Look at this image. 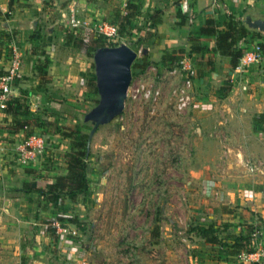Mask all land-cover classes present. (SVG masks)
<instances>
[{
  "label": "rangeland",
  "instance_id": "374dc122",
  "mask_svg": "<svg viewBox=\"0 0 264 264\" xmlns=\"http://www.w3.org/2000/svg\"><path fill=\"white\" fill-rule=\"evenodd\" d=\"M72 1L47 0L48 13L35 15L24 3L14 7L15 0L3 8L0 68L15 46L31 64L28 88L43 85L50 104L34 109L36 118L29 119L32 130L45 137L42 154L31 164L14 162V153H7L8 162L0 159L1 175L10 177V167L15 172L8 180L1 178L0 199L9 201L0 211V264H205L208 249L206 264H240L239 252L230 248L233 236L243 235L248 241L242 251L264 253V160L220 156L238 143L230 130L237 122L264 118L242 111L264 93V62L258 69L247 68L245 75L219 68L203 76L197 69L192 101L178 110L172 90L180 78L168 69L185 49L173 51L175 58L170 55L166 61H161L164 54L155 61L146 53L149 65L131 73L129 87L144 83L159 90V100L128 94L122 112L98 126L87 147L92 125L82 116L96 105L98 94L84 40L99 38L106 46L124 42L138 59L145 49H157V31L150 16L138 18L128 11L113 19V30L99 31L102 23L111 24V15L102 22L85 19L89 27L74 28L68 23L71 10H77ZM56 3L66 9L59 11ZM261 40L263 33L242 42ZM48 52L57 62L53 75L45 70ZM20 91L18 110L29 111L26 90ZM70 164L76 171L84 165L85 191H50L47 184L67 176ZM31 182L36 189L29 194L25 189ZM14 197L27 206L14 207ZM200 224H216L222 241L211 244L196 236L193 228ZM243 263L264 264V255Z\"/></svg>",
  "mask_w": 264,
  "mask_h": 264
},
{
  "label": "crops",
  "instance_id": "0c3cea01",
  "mask_svg": "<svg viewBox=\"0 0 264 264\" xmlns=\"http://www.w3.org/2000/svg\"><path fill=\"white\" fill-rule=\"evenodd\" d=\"M57 1V0H53ZM61 1V0H58ZM75 1H78L79 4L75 3ZM221 3L220 7H213L211 4V0H190L191 8L195 13L194 22L192 25H190L187 21L183 22L182 18V11L180 10V2L181 0H73L72 3L76 5V12L78 13L79 17L81 16L84 19H92L94 17L97 21L102 22L103 18L106 16L108 17L111 15L110 19V25L107 23H102L101 25L99 22L100 29L99 31L106 32L108 28H113L114 18H117L118 16H122L125 12H131L135 13V16H150L155 10L161 9L162 14L158 20V22L155 25L156 28V38L155 39V48L153 52H151V49L149 48V52H147V55L149 56V59H153L155 61H159L162 57V54L164 53H171L176 50L185 49V53L189 54L193 65L196 68V74L197 69H201L203 72V76H207L209 73H212V70L215 69H223L224 72L230 73L232 76H235L239 72L235 71L234 68H232L229 64V60L227 57L219 55L218 52L215 51V36H199L197 34V30L200 26H202L205 21L208 18H212L216 24V27L221 30L224 27V22L227 20L229 15H233L236 18H242L245 14H250L252 16H262L264 15V0H219ZM9 0H5L3 2L2 6V12H0V25H5L4 22V13L5 10L3 8L7 5ZM47 2V0H15L14 7L20 5L21 3H24L25 7L28 9V11L32 14H36V11H43L44 9V3ZM56 8L59 9V11L63 12L65 6L62 4L56 3ZM74 9V8H72ZM111 9V12H108V10ZM81 11V12H79ZM26 12V11H25ZM45 12L48 13L46 10ZM81 14V15H80ZM119 14V15H118ZM139 14V15H138ZM50 19L53 20L54 16L51 14H47ZM33 22V20H32ZM36 20L34 21V25L36 27ZM52 28H49V32H51ZM39 36V35H38ZM37 39H39L37 37ZM264 42V40H261ZM192 45L198 46L201 48L200 51H192L191 47ZM239 46L245 48L246 43L239 42ZM49 46V45H48ZM52 46V45H51ZM53 49V48H52ZM51 53V54H50ZM53 52L47 53V60H49L48 68H45V70H48V73L50 75H53L54 73V66L57 63L56 59L52 58ZM1 63V62H0ZM31 63V62H30ZM31 64L29 63H23L22 66V74L20 78H22V81L19 83L20 90L24 89V98H26V106L27 110L20 111L18 110V107L16 110L13 111H0V127L3 130L4 137L0 139V159L8 162L7 160V153H14L15 159H12L14 162L17 163L22 162L17 154H16V146L21 141L22 137L26 134V130L24 129L25 126L28 127V129H33L35 126L30 125L29 119L36 118V116L33 114V112L38 108H46L44 104H50L48 100V92L43 88V85H39V87L35 86V89H29L28 85V78L29 75V66ZM33 65V62H32ZM33 67V66H32ZM251 67H254L256 69L257 65H251ZM250 68V66L248 67ZM52 69V70H51ZM246 71L242 72V75H245ZM215 75V74H213ZM31 78H36L33 75L30 76ZM196 78V77H195ZM204 78L200 76L199 80H203ZM36 81V79H35ZM264 84V81H262ZM18 84V79H17ZM17 88L18 85H17ZM231 95V94H230ZM228 96L229 99L232 96ZM260 99L254 101V104L250 106H243L242 111L246 112L245 114L249 113V111H253L257 113V115H260L261 117H264V93L259 96ZM257 97V98H259ZM45 99V101H44ZM243 105V104H242ZM249 107V108H248ZM35 109V110H34ZM39 112V111H38ZM233 112V111H232ZM27 119V120H26ZM7 121V124L6 122ZM9 126H6L8 125ZM28 124V125H25ZM3 125H5L3 127ZM23 126V127H22ZM231 136L236 139V144L228 145L227 151H224V154H221L220 156L224 159L225 154H230L232 157H238V160L247 158L252 160H264V118L262 120L257 121H249L247 123H241L239 124L237 122V126H233L231 129ZM13 155V154H12ZM17 160V161H16ZM23 163V162H22ZM33 163V162H31ZM28 163V164H31ZM7 168H4L6 170ZM3 170V169H2ZM0 168V173H4ZM10 170V177L12 174H15L13 172L12 168H9ZM15 171V170H14ZM1 178L8 180V178H5L4 175L0 174V185L3 181ZM25 182V181H24ZM27 183V182H26ZM3 186V185H2ZM36 189V186L34 182H31L30 189H25L26 191L30 190L29 194L32 193ZM24 192V191H22ZM4 200L0 199V211L3 207V205H7L8 201H6L7 197H2ZM11 203L14 207L16 205L19 206H27L24 203L20 205L18 203V198H10ZM4 210L9 212L8 208H5ZM1 213V212H0ZM2 215L0 214V217ZM210 249L207 250L206 254H203L205 257V264L208 262L207 258L210 257ZM238 255V254H237ZM239 256V255H238ZM263 257V256H262ZM232 258H235L234 256ZM235 260V259H233ZM236 261V260H235ZM238 262V261H237ZM240 264H244L242 261L239 260Z\"/></svg>",
  "mask_w": 264,
  "mask_h": 264
},
{
  "label": "built area",
  "instance_id": "2783aa9c",
  "mask_svg": "<svg viewBox=\"0 0 264 264\" xmlns=\"http://www.w3.org/2000/svg\"><path fill=\"white\" fill-rule=\"evenodd\" d=\"M3 0H0V9H2ZM213 7H220L219 0H211ZM180 10L186 16L187 22L192 25L195 13L191 8L190 0H181ZM85 19L80 18L76 10H71L68 23L74 28L89 27ZM113 30V28H112ZM109 35V34H108ZM262 41L253 42L245 46L242 56L237 60L234 70L242 73L251 65H259L264 62V50L261 46ZM24 60L21 53L15 46H11V52L7 54L6 66L0 68V111H8L10 108L20 106L21 91L17 88V79L22 74ZM168 74L180 78V83L173 88L175 95V106L178 110H183L189 106L192 101V90L194 78L196 77V68L192 63L189 54L184 53L179 56L168 69ZM137 93L141 94L143 100L156 103L160 98L159 90H154L139 83L135 89L129 87L127 95L136 98ZM27 132L16 146L18 158L25 164L31 163L37 156L42 154L46 146L45 137L32 129L24 128ZM4 137L3 130L0 129V139ZM223 249V248H222ZM242 262L258 261L264 255L262 251L248 252L240 251L238 253Z\"/></svg>",
  "mask_w": 264,
  "mask_h": 264
},
{
  "label": "trees",
  "instance_id": "16d2710c",
  "mask_svg": "<svg viewBox=\"0 0 264 264\" xmlns=\"http://www.w3.org/2000/svg\"><path fill=\"white\" fill-rule=\"evenodd\" d=\"M162 14L161 9L155 10L150 15V22L152 25L158 22L160 16ZM182 18H186V16L182 13ZM224 28L219 30L216 27V24L212 18H208L205 23L200 26L197 30V34L199 36H215V51L219 53V55L227 57L229 60V64L232 68L235 67L237 60L242 56L244 48L239 46L238 43L245 37L249 35L253 36H260L261 33L259 31L250 30L248 29L244 23L242 22V19L236 18L233 15H229L227 20L223 24ZM80 42V41H79ZM79 42L74 43L75 47H79ZM84 46L87 47L86 54L89 56L93 55V52L96 48L101 46H106L104 42H102L99 38L92 39L85 43L84 40ZM262 48H264V42L261 43ZM192 51H200L201 48L195 45H192L191 47ZM264 50V49H263ZM166 54V55H165ZM174 54L176 52L164 53L163 59L161 61H166L168 59V56L172 55V58L170 60L174 59ZM174 57V58H173ZM173 61V60H172ZM171 61V64H172ZM170 64V65H171ZM149 65V61L146 58V54H144L142 57L135 59L132 66H131V73L133 74L134 71L143 70ZM168 65V67L170 66ZM16 108H10L8 111L16 110ZM6 111V112H8ZM28 125V124H25ZM23 127V126H22ZM78 164V162H76ZM84 165L81 166L80 171L75 170V164H70L68 166V175L59 177L56 182L54 183H48L47 188L50 191H55L60 188L67 189L68 193H74L77 191H85L86 189V178L84 174ZM218 226L216 224H209L206 225H196L193 228L194 233L196 236L203 239L205 242L211 243V244H217L220 243L222 240L219 237L218 234ZM248 236H233V241L231 244L230 251L231 252H240L242 251V246L246 244L248 241ZM225 238V237H224Z\"/></svg>",
  "mask_w": 264,
  "mask_h": 264
},
{
  "label": "water",
  "instance_id": "95a60500",
  "mask_svg": "<svg viewBox=\"0 0 264 264\" xmlns=\"http://www.w3.org/2000/svg\"><path fill=\"white\" fill-rule=\"evenodd\" d=\"M241 19L248 29L264 34V16L245 14ZM143 53L146 54L147 50ZM136 58V51L124 42L101 46L93 52L98 102L82 116L83 122L92 125L87 147L98 126L109 123L122 112L132 79L131 66Z\"/></svg>",
  "mask_w": 264,
  "mask_h": 264
}]
</instances>
